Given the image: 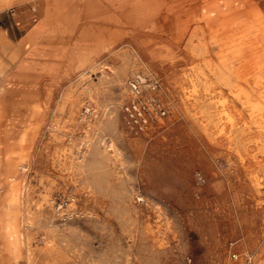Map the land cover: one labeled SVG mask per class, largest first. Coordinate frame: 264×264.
Masks as SVG:
<instances>
[{
	"label": "rangeland",
	"instance_id": "obj_1",
	"mask_svg": "<svg viewBox=\"0 0 264 264\" xmlns=\"http://www.w3.org/2000/svg\"><path fill=\"white\" fill-rule=\"evenodd\" d=\"M94 13L79 21L123 22L114 42L105 29L100 51L81 64L77 38L99 35V26L87 33L75 26L64 35L72 57L36 84L7 81L0 94V121L12 119L34 134L26 140L28 169L19 167L21 198L14 205L21 256L2 252V263L264 264V136L247 121L249 108L233 127L214 89L193 104L191 62L163 39L170 33L161 36L168 27L162 10L142 29L113 12ZM40 20L30 0L0 9L7 37L0 41L20 43ZM153 48L158 56L149 54ZM138 74L143 101L153 96L166 110L147 106L143 128L124 108ZM35 102L42 111L29 117L25 111ZM8 185H0V194Z\"/></svg>",
	"mask_w": 264,
	"mask_h": 264
},
{
	"label": "bare ground",
	"instance_id": "obj_2",
	"mask_svg": "<svg viewBox=\"0 0 264 264\" xmlns=\"http://www.w3.org/2000/svg\"><path fill=\"white\" fill-rule=\"evenodd\" d=\"M23 1L0 0V8ZM30 1L39 12L41 20L20 43L0 41V94L7 87V81L36 84L39 75L51 74L53 65L59 64L60 60L69 55L72 57L74 50L69 45V39H64L68 30L82 24L81 32L87 33L94 29L93 26H99V35L77 38L76 45L84 48H81V64H85L91 53L100 51L106 39L103 36L105 29L111 31L108 39L112 43L116 40L114 37L118 31L115 26L123 23L110 20L104 23H82L79 19L94 17V12L103 18L113 17L114 14L115 17H123L125 21L142 29L151 17L162 10L167 16L168 27L164 28L166 30L161 36L170 33V36L163 39L168 41L171 48L177 46L182 49L191 62L193 87L189 93L194 99L193 104L200 103L203 96H207L214 89L217 94H221L218 99L223 105L222 114L223 111L226 112L231 126L234 127L245 116L243 106L248 107L250 115L247 121L254 122L264 136V9L259 0ZM84 9L87 12H81ZM41 33L44 36L41 43H37V35ZM8 45L11 48L6 51ZM50 46L52 52L47 55ZM40 47L43 50L40 51ZM148 52L152 56L160 53L154 48ZM46 55L50 58L43 62L40 57ZM211 74L215 76L214 80L209 78ZM202 79L203 86H200ZM223 86L228 87V93H224ZM235 101H239L241 106L236 107L233 104ZM42 107L40 102L29 104L25 113L34 117L42 111ZM249 124L246 122L242 127ZM204 127L208 128L206 124ZM33 135L29 127H16L12 119L4 123L0 121V185L9 183L5 192L0 194V255L5 252L16 260L21 256L19 210L14 208L21 198L22 173L19 167L28 169L22 161L26 160L29 148L26 140ZM78 148L82 151L83 145L79 144ZM2 262L0 259V264Z\"/></svg>",
	"mask_w": 264,
	"mask_h": 264
},
{
	"label": "built area",
	"instance_id": "obj_3",
	"mask_svg": "<svg viewBox=\"0 0 264 264\" xmlns=\"http://www.w3.org/2000/svg\"><path fill=\"white\" fill-rule=\"evenodd\" d=\"M130 91L133 95V99L125 103V111L128 115V118L133 121V123L139 125L141 128L148 122V111L147 106L150 107L151 112H162L165 113V109L157 105L154 97L148 96L146 101H143L141 98L143 79L140 74L134 76L130 79ZM157 81H154L150 86L151 88L157 87ZM149 101V103H147Z\"/></svg>",
	"mask_w": 264,
	"mask_h": 264
},
{
	"label": "crops",
	"instance_id": "obj_4",
	"mask_svg": "<svg viewBox=\"0 0 264 264\" xmlns=\"http://www.w3.org/2000/svg\"><path fill=\"white\" fill-rule=\"evenodd\" d=\"M23 2H19V3H17V4H12V5H9V6H6V7H2V8H0V9H6V8H10V7H18L19 5L21 6V4H22ZM32 7L33 8H35V6L32 4ZM18 24L20 25V24H24V22L22 21V23H21V21H20V23L18 22ZM0 35L2 36V37H4L5 39L7 38L6 37V34L5 33H3L2 31H1V29H0Z\"/></svg>",
	"mask_w": 264,
	"mask_h": 264
}]
</instances>
